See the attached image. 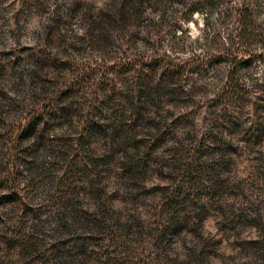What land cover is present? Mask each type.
<instances>
[{"label":"rangeland","instance_id":"374dc122","mask_svg":"<svg viewBox=\"0 0 264 264\" xmlns=\"http://www.w3.org/2000/svg\"><path fill=\"white\" fill-rule=\"evenodd\" d=\"M200 1L0 0V264H264V63L216 98Z\"/></svg>","mask_w":264,"mask_h":264},{"label":"trees","instance_id":"16d2710c","mask_svg":"<svg viewBox=\"0 0 264 264\" xmlns=\"http://www.w3.org/2000/svg\"><path fill=\"white\" fill-rule=\"evenodd\" d=\"M214 2L215 0L194 2L189 13L197 11L203 14L205 34L208 30H216L215 21L228 31L227 46L220 44L219 49L230 55L229 69L224 85L217 89L215 96L220 99H238L258 91L255 89L258 84L254 72L239 69V66L242 68L244 61L251 57L264 63V0H241L236 6L218 9H214ZM196 58L193 54L190 60ZM260 86L264 88V80ZM225 107H228L227 104Z\"/></svg>","mask_w":264,"mask_h":264}]
</instances>
